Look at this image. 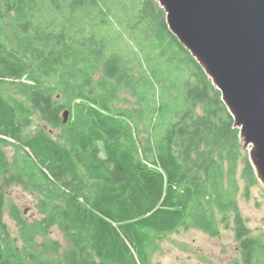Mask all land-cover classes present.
Instances as JSON below:
<instances>
[{"label": "trees", "instance_id": "obj_1", "mask_svg": "<svg viewBox=\"0 0 264 264\" xmlns=\"http://www.w3.org/2000/svg\"><path fill=\"white\" fill-rule=\"evenodd\" d=\"M113 16L162 59L154 78L114 45ZM123 87L135 114L115 108ZM0 89V264H150L154 236H218L239 177L257 178L221 92L157 0H0ZM14 185L36 195L40 218L6 195ZM235 225L236 264H264L262 239L240 215ZM54 226L68 235L62 254L38 242Z\"/></svg>", "mask_w": 264, "mask_h": 264}, {"label": "water", "instance_id": "obj_2", "mask_svg": "<svg viewBox=\"0 0 264 264\" xmlns=\"http://www.w3.org/2000/svg\"><path fill=\"white\" fill-rule=\"evenodd\" d=\"M157 1L171 32L221 92L264 182V0Z\"/></svg>", "mask_w": 264, "mask_h": 264}, {"label": "rangeland", "instance_id": "obj_3", "mask_svg": "<svg viewBox=\"0 0 264 264\" xmlns=\"http://www.w3.org/2000/svg\"><path fill=\"white\" fill-rule=\"evenodd\" d=\"M111 19L113 24L119 26L118 30L121 34V39L118 42H114V45L118 44L124 51V55L127 56L129 54L135 57L141 66L144 65L147 75L154 78L152 74V71H154L153 66L161 65L162 59L151 57L155 54V50L149 43L137 38L131 29L128 28V25L122 24L115 16ZM112 28L117 31L114 25H112ZM139 28L142 27L140 26ZM134 73L136 74V72ZM162 87H160L161 92H163ZM115 108L135 114L139 108L138 96L135 90L123 87L115 102ZM42 126L47 128L45 124H42ZM243 148V154L248 155V160L253 165V147H246L243 141ZM6 152L10 159L15 155L13 148H6ZM255 174L257 178L252 182L239 177L238 210L237 212H228L226 214L228 219L219 222L220 233L218 236H212L193 227H180L176 233L154 236V247L150 254V264H236V261H241L240 243L236 239L235 232L236 215H240L245 220L246 226L250 230V235L262 239L264 243V182L259 177L256 169ZM6 195L19 205L24 211V215L31 222L41 217L36 207L38 203L36 195L25 190L22 186L14 185L6 191ZM222 217L223 214H220V218ZM5 221L12 235L19 238L16 224L7 214ZM55 241L60 244L62 249L60 254H62L68 246V235L60 226L51 228L47 237L38 238V242L42 247L45 244L50 246ZM18 242L21 246L24 245L20 238ZM39 250L41 249L39 248ZM43 255L49 259L58 258L51 251H45Z\"/></svg>", "mask_w": 264, "mask_h": 264}]
</instances>
